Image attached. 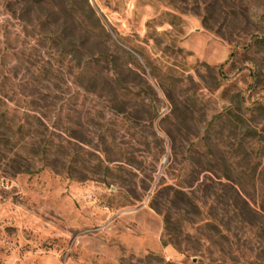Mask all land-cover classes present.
I'll list each match as a JSON object with an SVG mask.
<instances>
[{
	"label": "rangeland",
	"instance_id": "obj_1",
	"mask_svg": "<svg viewBox=\"0 0 264 264\" xmlns=\"http://www.w3.org/2000/svg\"><path fill=\"white\" fill-rule=\"evenodd\" d=\"M264 0H0V264H264Z\"/></svg>",
	"mask_w": 264,
	"mask_h": 264
},
{
	"label": "trees",
	"instance_id": "obj_2",
	"mask_svg": "<svg viewBox=\"0 0 264 264\" xmlns=\"http://www.w3.org/2000/svg\"><path fill=\"white\" fill-rule=\"evenodd\" d=\"M264 41V39H262Z\"/></svg>",
	"mask_w": 264,
	"mask_h": 264
}]
</instances>
